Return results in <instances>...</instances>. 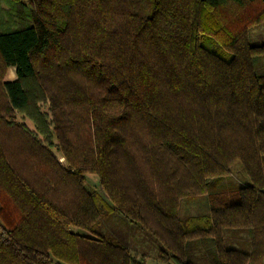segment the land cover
<instances>
[{
    "label": "trees",
    "instance_id": "trees-1",
    "mask_svg": "<svg viewBox=\"0 0 264 264\" xmlns=\"http://www.w3.org/2000/svg\"><path fill=\"white\" fill-rule=\"evenodd\" d=\"M2 1L0 264H141L98 234L101 203L151 234L159 262L197 264L185 246L207 238L216 264L264 262V44L248 38L264 0ZM236 162L249 183L210 190ZM204 194L208 215L182 221L181 200ZM227 229L250 250L224 246Z\"/></svg>",
    "mask_w": 264,
    "mask_h": 264
},
{
    "label": "rangeland",
    "instance_id": "rangeland-1",
    "mask_svg": "<svg viewBox=\"0 0 264 264\" xmlns=\"http://www.w3.org/2000/svg\"><path fill=\"white\" fill-rule=\"evenodd\" d=\"M3 10H6L8 5L5 2H1L0 5ZM249 40L252 45L264 44V24H256L255 26L249 29ZM218 48V46H217ZM226 57L229 58V54L226 53ZM254 70L257 74H264V56H259L254 59ZM12 68H8L6 72L5 79H10L12 77ZM37 99L34 101V108L37 112V115L40 116V121L44 119V125L51 134L50 142L45 143V146L51 151V153L56 158L57 162L60 163L62 167H67V162H65L64 157L58 151L57 148V139L55 136L54 126L52 124V114L50 109V102L47 98ZM32 110V107H31ZM15 119L18 123L26 126L29 130L36 133L37 129L33 122L21 112L14 111ZM43 126V124H42ZM43 138V137H42ZM241 164L236 162L233 166L230 167V172L227 176H224L222 179H212L210 190H223L231 189L236 187H241L247 185V176L244 172V169L241 168ZM98 178L96 175L87 174L86 175V184L85 188L88 192L100 191L101 189L98 186ZM218 188V189H214ZM208 195L204 194L195 198H185L181 200L179 209L180 219L186 220L188 217L193 215H208ZM100 208L102 209L103 215L99 224H97L98 234L117 240L121 243H124L128 246L130 255L134 257L138 263L141 264H171L162 263L158 261L159 248L161 245L157 243L149 232L141 228L138 224L128 221L126 218L121 215L109 212V208L101 203ZM71 230L79 235L90 236V233L74 227ZM224 246L227 248L239 249L245 252H248L249 249V233L244 230L239 229H227L224 230ZM214 242L212 239H201L193 240L187 243L186 253L189 260L202 264L205 259L208 264H216V254L215 247H213ZM53 264H65L58 260H54ZM264 264V262L260 263Z\"/></svg>",
    "mask_w": 264,
    "mask_h": 264
},
{
    "label": "crops",
    "instance_id": "crops-1",
    "mask_svg": "<svg viewBox=\"0 0 264 264\" xmlns=\"http://www.w3.org/2000/svg\"><path fill=\"white\" fill-rule=\"evenodd\" d=\"M10 68H12V72H11V73H12L13 75H12V77H11L10 79H6V80H8V81H12V80H15V79H16V75H15V73H14V72H15V68H14V67H10Z\"/></svg>",
    "mask_w": 264,
    "mask_h": 264
}]
</instances>
